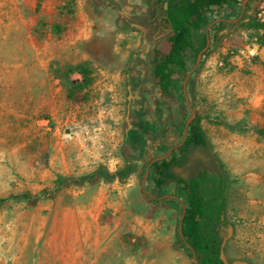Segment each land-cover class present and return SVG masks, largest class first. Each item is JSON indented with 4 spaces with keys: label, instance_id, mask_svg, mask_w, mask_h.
I'll return each instance as SVG.
<instances>
[{
    "label": "rangeland",
    "instance_id": "1",
    "mask_svg": "<svg viewBox=\"0 0 264 264\" xmlns=\"http://www.w3.org/2000/svg\"><path fill=\"white\" fill-rule=\"evenodd\" d=\"M158 2L0 0V264H197L182 238L183 186L151 180L194 121L207 144L172 173L186 182L222 164L227 260L264 264V0L205 7L207 45L188 52L174 98L153 75L173 33ZM79 64L92 83L71 94ZM127 163L136 170L123 180L54 193L59 176Z\"/></svg>",
    "mask_w": 264,
    "mask_h": 264
},
{
    "label": "trees",
    "instance_id": "2",
    "mask_svg": "<svg viewBox=\"0 0 264 264\" xmlns=\"http://www.w3.org/2000/svg\"><path fill=\"white\" fill-rule=\"evenodd\" d=\"M225 1V0H220ZM216 0H159L166 4L165 20L171 25L173 33L169 38L170 50L167 53L156 52L153 59V75L164 94L169 98L181 93L180 75L186 72V56L188 52L198 54L206 47L207 38L198 33L204 23L203 11L206 6ZM159 4V5H160ZM199 43V44H197ZM79 73L83 81L75 84L70 90L81 91L92 83V70L86 64L70 66L68 74ZM206 136L199 121L189 125L187 138L183 143L171 148V155L156 160L159 170L151 177L156 190L169 182L182 185L186 194L187 204L183 206L182 238L189 247L190 257L197 264H224L220 259L222 238L220 228L225 225V214L228 204L229 175L223 165L214 169H201L197 175L183 182L173 175L172 170L176 159L191 147L205 146ZM136 170V166L127 163L114 175L104 169L81 178L59 176L55 181L54 193L73 184L87 182L95 177L118 178L123 180ZM26 196V194H22ZM161 199L165 196H152ZM4 200H0V204Z\"/></svg>",
    "mask_w": 264,
    "mask_h": 264
},
{
    "label": "water",
    "instance_id": "3",
    "mask_svg": "<svg viewBox=\"0 0 264 264\" xmlns=\"http://www.w3.org/2000/svg\"><path fill=\"white\" fill-rule=\"evenodd\" d=\"M201 58H202V54L199 56L197 66H198L199 62L201 61ZM229 232L231 233V229L229 230ZM225 244H226V240H224V242L221 245L220 259L224 264H229L227 257H226V254H225V251H224ZM232 264H245V263L241 262V261H236V262H233Z\"/></svg>",
    "mask_w": 264,
    "mask_h": 264
}]
</instances>
